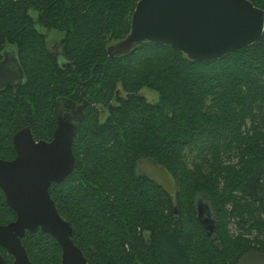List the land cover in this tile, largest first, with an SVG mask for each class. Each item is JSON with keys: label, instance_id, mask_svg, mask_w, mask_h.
<instances>
[{"label": "trees", "instance_id": "16d2710c", "mask_svg": "<svg viewBox=\"0 0 264 264\" xmlns=\"http://www.w3.org/2000/svg\"><path fill=\"white\" fill-rule=\"evenodd\" d=\"M140 1L0 0V60L15 48L25 74L20 88L0 91V159L16 158L13 138L22 128L51 142L60 102L85 106L76 169L50 195L90 263L264 257V36L220 61L192 62L150 43L111 58ZM248 1L264 11V0ZM38 26L64 34L60 61ZM145 89L158 94L157 104L141 95ZM144 159L171 176L175 196L138 173ZM199 200L217 220L212 237L198 221ZM16 219L0 189V225ZM22 244L32 264H62L53 237L27 234Z\"/></svg>", "mask_w": 264, "mask_h": 264}, {"label": "water", "instance_id": "95a60500", "mask_svg": "<svg viewBox=\"0 0 264 264\" xmlns=\"http://www.w3.org/2000/svg\"><path fill=\"white\" fill-rule=\"evenodd\" d=\"M264 36V11L248 0H141L135 9L129 36L109 48L111 58L130 54L146 43L180 50L197 63L220 61L232 52L259 43ZM18 72L8 75L9 59L0 63V91L25 80L18 60ZM20 86V85H19ZM62 103L51 142L36 141L30 128L13 138L17 157L0 159V189L17 219L0 225V247L14 264H32L22 240L42 232L62 248V264H92L73 241V229L60 215L50 195L51 187L63 184L77 166L74 140L84 119V108ZM197 218L210 237L217 220L211 206L197 202ZM216 240V238H214ZM0 264H7L0 253Z\"/></svg>", "mask_w": 264, "mask_h": 264}, {"label": "rangeland", "instance_id": "374dc122", "mask_svg": "<svg viewBox=\"0 0 264 264\" xmlns=\"http://www.w3.org/2000/svg\"><path fill=\"white\" fill-rule=\"evenodd\" d=\"M31 15L34 18H37V13L31 11ZM38 30L47 37V44L49 47L58 46L61 44L62 40L64 39V34L53 30L49 31L47 29L41 28L38 26ZM55 52V51H54ZM56 52H60V50L56 49ZM141 95L147 99V101L151 104H157L159 101V96L156 92L145 89L141 92ZM106 115V113H105ZM105 116L103 120H105ZM138 173L147 175L158 184L162 185L172 196H175V186L174 180L166 173L161 167H159L156 163L151 160L144 159L139 164V171ZM208 203V201H205ZM209 204V203H208ZM231 230L234 233H237L236 228L231 225ZM241 264H264V257L262 256H251L246 258Z\"/></svg>", "mask_w": 264, "mask_h": 264}, {"label": "flooded vegetation", "instance_id": "af4514ba", "mask_svg": "<svg viewBox=\"0 0 264 264\" xmlns=\"http://www.w3.org/2000/svg\"><path fill=\"white\" fill-rule=\"evenodd\" d=\"M51 50L54 52V54L57 55V58L59 59L60 61V58L62 57V48L60 47V45L58 44V46H52L50 47ZM56 49L60 50V52H56ZM14 51L10 48H6L4 51H3V54L1 55V60H0V63H2L4 60H5V57L7 59H9V62H8V67H6V73L8 75H11L13 73H17L18 72V66H17V63L14 61ZM22 68V67H21ZM23 71V69H22ZM25 75V74H24ZM20 80L18 79L17 81H15V83L11 84V85H7V82H5L3 84V86H7L6 88L2 89L1 91H4V90H7V89H11V88H14V89H18L20 88L21 86V82H19ZM20 85V86H19ZM62 103H60V106H61ZM60 106H59V109H60ZM59 113V112H58ZM58 117V116H57ZM57 122V121H56ZM33 133V132H32ZM15 150V148H14ZM17 154V153H16ZM17 157V156H16Z\"/></svg>", "mask_w": 264, "mask_h": 264}]
</instances>
